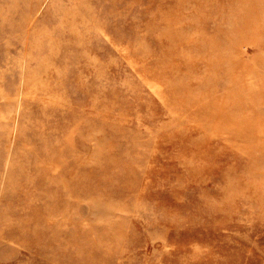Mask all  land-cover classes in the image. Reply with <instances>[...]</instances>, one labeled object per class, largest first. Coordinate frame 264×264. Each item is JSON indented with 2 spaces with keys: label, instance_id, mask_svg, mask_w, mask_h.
I'll list each match as a JSON object with an SVG mask.
<instances>
[{
  "label": "rangeland",
  "instance_id": "obj_1",
  "mask_svg": "<svg viewBox=\"0 0 264 264\" xmlns=\"http://www.w3.org/2000/svg\"><path fill=\"white\" fill-rule=\"evenodd\" d=\"M133 2L0 0V264H264V0Z\"/></svg>",
  "mask_w": 264,
  "mask_h": 264
},
{
  "label": "bare ground",
  "instance_id": "obj_2",
  "mask_svg": "<svg viewBox=\"0 0 264 264\" xmlns=\"http://www.w3.org/2000/svg\"><path fill=\"white\" fill-rule=\"evenodd\" d=\"M109 1L113 2V0H109ZM196 1L199 4H202V0H196ZM129 3L133 4L134 2H133V0H129ZM201 17H202V19H200V20L205 25L215 27L216 30L219 31L220 33L229 34L228 33L229 32L228 28L225 26L224 21L222 20V18L219 16L218 13L217 14L211 13L210 15L209 14H206V15L203 14V16H201ZM132 22H133L132 23L133 26H136L139 23V20L138 19L137 20L133 19ZM151 24H152V22L147 23V25H146L149 28V30L151 29ZM242 27H243V25H242ZM205 32H206L205 30L201 31L200 32V36L195 40V42H196V44H198L202 48H207V49L211 50L212 54L210 56H208V57H204V58L199 59L200 61L196 62L195 65L191 66V68L189 69L190 70V74H189L190 76L187 77L188 79L189 78H197V75L194 76V74H198V75H200V76H202L204 78H207V76H208V78H218V77H216L217 73H222L223 70H225V66L227 67L229 65L230 55L228 53L227 45L219 46L218 44H216L214 42H209L208 44H206V41H209L210 39H206L204 37V33ZM195 42H194V44H195ZM218 62H226V65L219 70V69H217V63ZM229 70H230V67H229ZM168 77L169 76H166V78H168ZM175 77L176 78H183L182 70H180L179 73L175 74ZM190 81H189V83H190ZM180 83H181L180 89H185L184 86H188V84H189V83L185 84L183 81L180 82ZM182 152H184V151L182 150ZM52 157L53 156H50V159H52ZM127 170H128V171H126L127 173H131V170L128 167H127ZM93 173L94 172H92V174ZM118 177L120 179H122V181H124L123 180V176L118 175ZM100 180H101V178L97 174L95 176V181L100 184L99 187H101V185H102L100 183ZM76 190H80L81 191L83 189L81 188V185H78V188H76ZM35 217L38 219L37 212L35 214ZM31 224L32 225H36L37 223H31ZM57 227H60V226H53V229L51 230V233L57 234V236H58L59 230L56 229ZM55 239H52V242L54 243L53 249H55V253H58V251L56 249L57 243H56ZM69 241L71 242V239ZM85 241H88V240L85 239ZM49 244L50 243H48L47 245H49ZM75 248H76V252L77 253L73 257V260H75L79 264H84V262L87 261V260H89V262H88L89 264H90V262H92V264H103L105 262V261L103 262L105 253L102 254L103 256H101V255L97 256V258H94V256H93L94 255L93 251L95 250V248H97V245H95L94 249L91 250L86 245H81L79 242H77L76 245H75Z\"/></svg>",
  "mask_w": 264,
  "mask_h": 264
}]
</instances>
